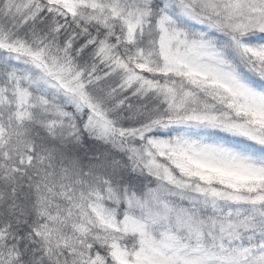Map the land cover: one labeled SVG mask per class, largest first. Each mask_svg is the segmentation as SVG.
<instances>
[{
    "label": "snow or ice",
    "instance_id": "obj_1",
    "mask_svg": "<svg viewBox=\"0 0 264 264\" xmlns=\"http://www.w3.org/2000/svg\"><path fill=\"white\" fill-rule=\"evenodd\" d=\"M0 264H264V0H0Z\"/></svg>",
    "mask_w": 264,
    "mask_h": 264
}]
</instances>
